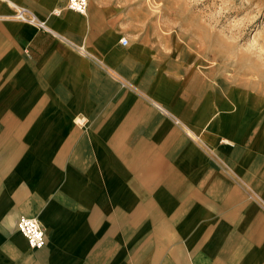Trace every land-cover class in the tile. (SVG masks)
<instances>
[{
    "label": "crops",
    "instance_id": "0c3cea01",
    "mask_svg": "<svg viewBox=\"0 0 264 264\" xmlns=\"http://www.w3.org/2000/svg\"><path fill=\"white\" fill-rule=\"evenodd\" d=\"M66 3L0 0V264H264V79L133 0Z\"/></svg>",
    "mask_w": 264,
    "mask_h": 264
},
{
    "label": "rangeland",
    "instance_id": "374dc122",
    "mask_svg": "<svg viewBox=\"0 0 264 264\" xmlns=\"http://www.w3.org/2000/svg\"><path fill=\"white\" fill-rule=\"evenodd\" d=\"M133 2L153 9L163 32L203 49L211 66L264 79V0Z\"/></svg>",
    "mask_w": 264,
    "mask_h": 264
},
{
    "label": "built area",
    "instance_id": "2783aa9c",
    "mask_svg": "<svg viewBox=\"0 0 264 264\" xmlns=\"http://www.w3.org/2000/svg\"><path fill=\"white\" fill-rule=\"evenodd\" d=\"M88 7V0H67L66 8L77 13L85 14ZM59 8L53 13L59 14ZM14 17L17 20L25 21L42 29H48L45 21L40 19L33 11L26 7L17 6ZM123 44H127V39H121ZM83 50V49H82ZM84 51V50H83ZM17 230L25 237L31 249H40L45 245V233L37 219L27 216H20L16 222Z\"/></svg>",
    "mask_w": 264,
    "mask_h": 264
}]
</instances>
